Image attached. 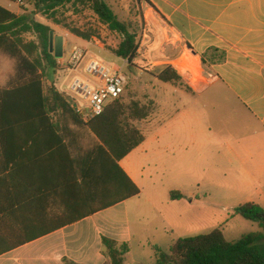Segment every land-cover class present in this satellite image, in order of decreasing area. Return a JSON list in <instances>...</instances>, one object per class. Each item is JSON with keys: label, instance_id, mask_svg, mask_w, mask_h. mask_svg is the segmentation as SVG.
<instances>
[{"label": "crops", "instance_id": "1", "mask_svg": "<svg viewBox=\"0 0 264 264\" xmlns=\"http://www.w3.org/2000/svg\"><path fill=\"white\" fill-rule=\"evenodd\" d=\"M14 5L20 6L16 1L0 0V6L15 15L25 13L13 10ZM142 6L152 22L165 26L170 43L182 49L171 63L181 61L188 52L199 62L206 83L198 88L175 89L204 98L206 103L201 120L187 122L185 127L171 120L172 130L182 127L186 133L189 129L193 133L172 135L169 143L164 139L167 144L180 143L182 159L187 162L182 168L187 170L189 160L193 162L189 157L197 132L206 141V177L220 193L239 189L264 194V0H142ZM60 37L64 38V60L72 47L92 42L73 44L66 55V37ZM179 74L183 75L181 71ZM63 75L54 78V83ZM153 118L145 120L146 127H151ZM75 132V158L83 160L100 141L88 128H76ZM36 139L39 142L29 144L25 154H16L10 168L0 153V239L32 241L2 254L0 264H107L104 238L128 243L131 252L136 237L132 216L141 214V206L138 211L133 208L144 180V167L136 161L135 153L139 151L141 158L142 153L149 152L152 141L161 143L162 139L144 136V141L118 162L140 188L139 196L78 220L80 215L123 196L124 180L107 175V180L99 183L101 171L97 166L101 163L97 158L93 161L94 157L88 162L96 167L88 171L87 185L80 186L73 178L77 171L69 168L63 145L47 133L33 134L32 140ZM144 232L140 230L141 236ZM158 241L157 237L152 250L159 254Z\"/></svg>", "mask_w": 264, "mask_h": 264}, {"label": "rangeland", "instance_id": "2", "mask_svg": "<svg viewBox=\"0 0 264 264\" xmlns=\"http://www.w3.org/2000/svg\"><path fill=\"white\" fill-rule=\"evenodd\" d=\"M106 2L120 21L131 22L138 28L140 48L132 62L120 61L112 56L122 36L112 33L89 8L68 6L60 10L56 15V19L63 23L60 26L47 21L41 14H33V19L38 23L50 24L54 37H66V55L70 52L71 45L82 40L97 43L94 53L105 61L107 58L114 62L115 68L121 70L127 79L125 92L120 100L129 107L128 124L149 139L155 136L162 139L161 143L150 140V150L147 154L142 153L141 158L139 151L135 153L136 161H140L144 167V180L140 183L142 194L136 199L137 204L133 208L138 211L141 206V214L135 213L132 216V222L136 223V226H132L136 237L131 243V252L127 255L126 264H159L160 254L169 253V248L175 241L208 234L216 229H220L229 242L238 241L253 233H264L259 223L249 221L236 212L240 205L252 201L264 206V194L245 193L239 189L231 193H220L218 186L206 177V159L203 156L206 141L197 132L194 134V152L192 157H189L193 162L189 160L187 170L182 168L187 162L182 159L180 143H166L172 135H193L190 129L189 133H186L182 127L172 130V118L184 127L187 122L194 123L202 118L206 104L204 98H196L183 90H175L176 87L186 90L191 86L198 88L206 85L201 77L200 64L196 66V60L186 52L184 58L175 63L178 68L184 65L179 68L183 74H179L182 81H160L149 72L151 67L171 65L182 49L170 43L168 38L171 35L164 31L163 24L151 21V15L146 13L147 8L142 6V0ZM18 9L22 12L37 13L31 2H25L19 7L13 6V10ZM72 30L88 36V39L73 34ZM26 39L39 43L36 34H28ZM37 55L42 58L41 51H38ZM42 69L47 80L49 69L46 62H43ZM14 70L15 61L0 54V87L7 86ZM50 79H53V75H50ZM150 118H153L152 125L146 127L145 120ZM156 152L160 154L158 157ZM173 191L181 192L183 199L173 200ZM226 195L232 198H227ZM142 229H145L144 236L140 233ZM157 237L161 246L159 254L152 250ZM260 246H264V240Z\"/></svg>", "mask_w": 264, "mask_h": 264}, {"label": "trees", "instance_id": "3", "mask_svg": "<svg viewBox=\"0 0 264 264\" xmlns=\"http://www.w3.org/2000/svg\"><path fill=\"white\" fill-rule=\"evenodd\" d=\"M15 1V0H10ZM31 2L37 13L17 16L0 6V54L15 61V70L8 84L0 88V153L5 157L8 167L18 152H27L28 145L39 142L32 140L33 134L40 136L46 133L53 135L66 149L69 168L76 169L73 176L78 185H87V173L93 170L88 161L101 163L97 166L99 183H104L107 175L119 176L124 180L125 192L118 199L109 200L105 207L90 210L94 214L110 208L119 202L140 195V188L120 167L119 161L136 149L143 141L141 132L128 124L127 111L129 107L121 100L111 103L104 114L89 125L82 123L78 115L71 109L66 99L59 93L53 79L63 72L62 66L50 51L51 27L36 22L33 14H41L55 25L63 23L56 19L60 10L73 6L74 8H89L112 33H118L122 40L114 54L128 62H132L140 48L138 28L131 22H122L108 5L106 0H27ZM73 34L88 39V36L72 30ZM36 34L39 43L28 41L26 35ZM41 51L40 58L37 54ZM48 64L47 80L44 77L42 64ZM205 64V63H204ZM157 79L164 83L182 81L181 75L166 64L161 67H151ZM53 75V79H50ZM76 128H88L100 141L84 158L76 160L73 143L78 136ZM95 163V162H92ZM128 184V191L126 185ZM173 200H182L181 192H171ZM236 212L243 218L259 223L264 229V207L254 203L240 205ZM80 220V219H79ZM264 233H253L243 236L240 240L229 242L220 229L208 234L179 239L169 248V253L160 254L159 264H264ZM30 240L0 239V256L8 253ZM104 254L107 264H126V256L130 252L128 243L119 244L110 239H103ZM67 262V261H66ZM67 264H75L67 262Z\"/></svg>", "mask_w": 264, "mask_h": 264}, {"label": "built area", "instance_id": "4", "mask_svg": "<svg viewBox=\"0 0 264 264\" xmlns=\"http://www.w3.org/2000/svg\"><path fill=\"white\" fill-rule=\"evenodd\" d=\"M15 1L20 6L26 2ZM94 46L95 43L90 42L86 46L72 47L65 60H59L64 75L55 83L85 125L101 117L111 103L119 100L127 85L121 70L93 53ZM175 63H171L172 67L180 72Z\"/></svg>", "mask_w": 264, "mask_h": 264}, {"label": "water", "instance_id": "5", "mask_svg": "<svg viewBox=\"0 0 264 264\" xmlns=\"http://www.w3.org/2000/svg\"><path fill=\"white\" fill-rule=\"evenodd\" d=\"M50 51L56 59H62L64 56V38L54 37V32L50 33Z\"/></svg>", "mask_w": 264, "mask_h": 264}, {"label": "bare ground", "instance_id": "6", "mask_svg": "<svg viewBox=\"0 0 264 264\" xmlns=\"http://www.w3.org/2000/svg\"><path fill=\"white\" fill-rule=\"evenodd\" d=\"M194 62H195V64H196V66L199 65V62H198V63H196V61H194ZM181 67L183 68L184 65L180 66L179 68H181Z\"/></svg>", "mask_w": 264, "mask_h": 264}]
</instances>
